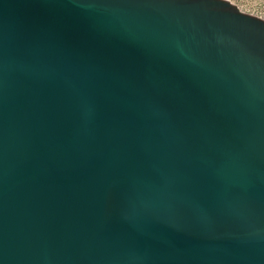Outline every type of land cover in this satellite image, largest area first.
Returning <instances> with one entry per match:
<instances>
[{
	"label": "water",
	"instance_id": "water-1",
	"mask_svg": "<svg viewBox=\"0 0 264 264\" xmlns=\"http://www.w3.org/2000/svg\"><path fill=\"white\" fill-rule=\"evenodd\" d=\"M0 264H264V18L0 0Z\"/></svg>",
	"mask_w": 264,
	"mask_h": 264
},
{
	"label": "rangeland",
	"instance_id": "rangeland-1",
	"mask_svg": "<svg viewBox=\"0 0 264 264\" xmlns=\"http://www.w3.org/2000/svg\"><path fill=\"white\" fill-rule=\"evenodd\" d=\"M241 9L246 12L253 13L264 18V0H232Z\"/></svg>",
	"mask_w": 264,
	"mask_h": 264
}]
</instances>
